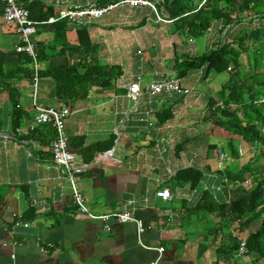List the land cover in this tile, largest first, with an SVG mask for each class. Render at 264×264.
I'll list each match as a JSON object with an SVG mask.
<instances>
[{"label":"crops","instance_id":"obj_1","mask_svg":"<svg viewBox=\"0 0 264 264\" xmlns=\"http://www.w3.org/2000/svg\"><path fill=\"white\" fill-rule=\"evenodd\" d=\"M34 1L57 14L61 9L101 0H24ZM129 7L134 14L125 20L130 17L142 22L131 37L117 27L122 23L117 22L122 10L110 11L85 26L69 22L72 44H97L99 64L119 65L123 73L114 87L93 88L86 98L70 102L72 114L65 121V130L78 166L88 164L76 174V183L89 210L107 214L126 208L145 230L138 236L133 223L113 219L104 223L76 213L69 184L53 163L50 142L54 131L47 124L30 128L34 112L29 80L23 79L15 83L23 112L18 127L10 115L8 92L0 93V264H153L158 252L146 249L139 241L163 248L157 264H250L248 256L217 258L224 233L214 238L206 232L209 223L219 222L217 217L185 216L205 186L215 198L222 196V190L214 189L220 185L219 175L212 173L216 166L209 158V148L216 144V136L222 145L235 136L205 119L208 98L221 88L227 74L205 77L203 70L191 71L182 77L183 85L192 89L187 97L144 94L137 109L130 111L126 86L139 81L144 90L150 81L173 71L176 55L187 52L177 41L167 48L168 56L153 48L154 43L146 44L141 34L148 12ZM167 27L162 28L166 31ZM165 34L183 42L177 34ZM51 38L48 27H41L34 40L44 43ZM18 39L15 27L0 16V55L15 59ZM128 43L135 45L132 51ZM67 60L64 53L51 62L58 65ZM55 98L54 82L42 78L40 102L50 105ZM163 111L170 112V117L159 121L168 114ZM210 136L213 142L207 141ZM90 145L98 151L94 157H84L87 153L83 149ZM108 150H113L112 157H97ZM167 167L176 172L193 167L202 173L201 181L195 189L190 184L173 185L174 177L168 178ZM161 188L171 191V200L156 197Z\"/></svg>","mask_w":264,"mask_h":264},{"label":"trees","instance_id":"obj_2","mask_svg":"<svg viewBox=\"0 0 264 264\" xmlns=\"http://www.w3.org/2000/svg\"><path fill=\"white\" fill-rule=\"evenodd\" d=\"M121 0H101L99 5L118 3ZM153 6H138L146 9L148 15L143 20H152L157 27L168 24L166 33L177 34L185 40H200L208 33L214 22L218 24L219 33L231 35L230 40L219 39L217 44L197 54H179L174 57L173 70L182 78L191 71L203 70L209 75L227 74L221 88L207 101L206 121L214 128L222 129L233 136L227 141L225 153L232 158L239 157L237 140L249 144L254 151L252 160L225 167L219 176L226 178L231 189H223L222 196L215 198L209 191H203L196 205L185 210V216L196 215L198 219L217 217L218 223L206 226L207 234L215 238L224 233L217 249V258L230 260L239 248V240L244 239L250 264H264V0H146ZM30 18L35 22L46 21L56 16L53 9L44 10L39 1L25 2ZM3 3L0 0L2 18ZM156 14L165 20L158 21ZM152 15V16H151ZM153 18V19H152ZM3 19V18H2ZM4 21V20H3ZM17 30V25L11 22ZM144 23V22H143ZM69 22L59 20L48 25L53 33L51 41H36L37 58L42 64L40 76L54 82L55 97L59 100L73 102L84 99L90 90L114 87L123 71L119 65H101L98 61V45H74L69 39ZM166 26V25H165ZM245 53V61H240ZM68 56L65 63L53 65L52 59L63 54ZM31 58L25 52L17 53L15 59L0 55V93L8 92L12 105L11 114L14 125L19 126L23 112L19 109L18 91L15 83L29 80L32 71L29 67ZM168 112V111H163ZM170 117H159L164 121ZM46 125V124H45ZM54 131L51 125L47 124ZM55 135V132H54ZM216 148L215 145L210 147ZM95 146L83 149L84 157H94ZM202 173L187 167L176 172L173 185L190 184L195 189L200 183ZM222 181V179H221ZM250 181V187L244 186ZM230 194V195H229ZM226 197H229L227 201ZM225 222L233 224L229 232ZM233 231L239 234L234 235Z\"/></svg>","mask_w":264,"mask_h":264},{"label":"built area","instance_id":"obj_3","mask_svg":"<svg viewBox=\"0 0 264 264\" xmlns=\"http://www.w3.org/2000/svg\"><path fill=\"white\" fill-rule=\"evenodd\" d=\"M1 1L3 3V20L17 25L19 43L15 46L16 52H25L31 58L29 67L32 71V75L28 82V88L30 90V108L33 110L34 116L30 128L49 124L54 129L55 135L50 142L53 163L60 169L62 173L61 175L69 184L76 213L104 223L110 219H113L118 223H133L136 225L137 234L139 236L145 229L141 222H139V220H137L128 209L124 208L120 211H113L112 213L107 214H95L87 207L86 197L79 188H77L76 174L88 167V164H84L82 167L78 166L76 156L69 148V137L65 130V121L72 114V110L70 109L69 102L57 98H55L50 105H45L40 102V82L42 80L40 71L43 66L37 58L36 41L34 39L38 25H48L59 20H67L76 26H85L102 18L119 5H129L131 7L150 6L153 8L152 4L146 0H121L118 3H109L106 5L91 3L84 7L72 6L61 9L56 16L49 17L46 21L35 22L30 18V12L26 8L24 0ZM156 17L158 21L166 22L161 19L158 14H156ZM226 30L227 27L223 32L225 33ZM191 92L192 89L186 88L183 85L182 78H180L174 70L163 75L158 80L150 81L146 84L144 90H141L139 81L129 83L126 86V97L132 102V110L130 111H135L137 109L140 99L144 94L152 96L176 93L187 97ZM112 154L113 150H108L103 153H98L97 157H112ZM227 160V154L222 150H218L216 170L222 172L226 167L225 164ZM166 173L168 178L171 179L174 177L176 171L167 167ZM222 181L227 180L226 178H223ZM246 182L248 181L243 183L245 184ZM204 189L207 190V187L205 186ZM214 189L219 192L221 191L220 185H217ZM156 197L164 201H169L172 198V194L168 188H161L156 191ZM106 228L109 229V226L106 225ZM139 243L146 249H153L158 252V258L155 259V262L153 263L157 264L158 259L161 258V254L163 253V248L148 247L143 245L141 241H139ZM246 252V243L244 239H240L236 255L244 256Z\"/></svg>","mask_w":264,"mask_h":264},{"label":"rangeland","instance_id":"obj_4","mask_svg":"<svg viewBox=\"0 0 264 264\" xmlns=\"http://www.w3.org/2000/svg\"><path fill=\"white\" fill-rule=\"evenodd\" d=\"M119 10H122V11H121V14H119V16H118L119 18H118L117 22H119L121 20L120 22H122V23H120L119 25L117 24V27H118V29H121L123 31L122 33H124V32L126 33V31H127L128 35L131 37L137 31L135 29L140 27L139 23H142V22H141V20L138 22H135V19H131L130 17L127 20H125V17L127 15L134 14V10L131 9L129 6L124 5L122 7L121 6L116 7L112 11L117 12ZM144 12H146V11H144ZM111 13H113V12H111ZM143 22L145 24H144V27L142 29L143 33L141 34V36L146 39V44L147 43H151V44L154 43L153 48L160 49L162 54L165 56H168V54H169L168 49L172 47L171 45H172V42H174V41H177L178 45H183L187 53L194 55V54L201 53L205 50L210 49L215 44H217L219 39L225 40V38H226V34H224V32L219 33V31H218L219 27H218L217 22H214L212 24L208 33L205 34L202 42L200 40L199 41H194V40H187L186 41L185 40V42H181L178 38H170V37L165 36L166 31H164L163 30L164 28H162V27H164V25H168V24L163 23L162 24L163 26L157 27V26H154L155 23H152L150 20H148V21L143 20ZM237 30H238V28H236L233 33L231 32V35L230 36L228 35L226 39L230 40L232 38V35H234L237 32ZM174 39H177V40H174ZM128 44H129V50L132 51L135 45L133 43H128ZM245 57H246L245 53L242 52L240 61L244 62L246 59ZM130 61H131V59H130ZM170 72H171V70L168 73H170ZM263 132H264V128H263ZM216 139H218V140H215V142L217 141L215 146L218 144L217 150L214 152L213 149L209 148V152L212 153V154H210L209 158L211 160V163L214 162L213 165L215 164V166L217 167V162H216L217 151L220 149L222 151H224L227 142L224 145H222V139L218 138L217 136H216ZM230 139H232V138H230ZM236 139H237V137H236ZM225 140H228V139H225ZM207 141L213 142L214 139H212L210 136V139L207 138ZM237 141H238L237 145H238V149H239V153H240L239 157L237 159H235V158L229 157L227 155L228 160L225 164V166L227 165V167L230 165H233L235 163H237L238 165H242L244 162L253 159V157H252L254 155L253 148L249 144L245 143L244 141H242L240 139ZM258 162L260 164H263L264 158H259ZM212 173H216L217 175H219V172L216 170V168L213 170ZM223 178H224L223 175L221 177L219 176V184H220L221 190H223L225 188L230 190L231 187H230L229 183L227 181H221V179H223ZM250 185H251L250 181H248L244 184V186H246V187H250ZM226 199L228 201L229 197H226ZM224 225H225V229L223 230V232H225V231L229 232L230 230L233 229V224H231V223L225 222ZM234 233L239 236V234L236 233L235 231H234Z\"/></svg>","mask_w":264,"mask_h":264}]
</instances>
